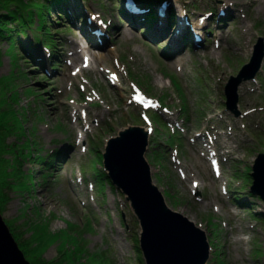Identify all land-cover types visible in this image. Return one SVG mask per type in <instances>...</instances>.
Returning a JSON list of instances; mask_svg holds the SVG:
<instances>
[{"label":"rangeland","instance_id":"obj_1","mask_svg":"<svg viewBox=\"0 0 264 264\" xmlns=\"http://www.w3.org/2000/svg\"><path fill=\"white\" fill-rule=\"evenodd\" d=\"M140 1L147 6L151 3ZM217 1L224 5L219 7ZM70 2L69 18L58 17L56 12L50 18L56 48L49 47L59 61L53 70L50 51L41 49L38 35L33 33L40 21L44 23L42 11L34 9H42L43 0H0V8L12 15L23 14L19 22L24 30L35 29L22 43L35 53L36 60L45 64V68L38 67L25 54L20 58L14 45L5 43L0 48V126L5 139L0 145V172H19L17 177L13 176L10 201L1 214L17 234V240L26 241L22 250L27 259L35 264L34 255L52 259L65 254L70 264L144 263L140 249L137 257L134 252L135 245H139V223L129 205L120 204L123 196L107 189V184L111 189L113 185L100 172L106 141L128 126L145 127L141 109L130 103L131 82L134 90L157 97L160 107L169 106L174 113L163 118L171 124L175 120L182 123L186 130L183 141L180 134H171L162 125L156 132L158 127L154 123L147 158L168 206L206 230L216 250V253L212 251L209 264H264V224L254 220L258 214L264 219V202L255 199L251 209L246 210L236 207L235 202L230 205L221 193L222 182L213 175L200 153L202 142L220 134L216 145L226 157L223 158L224 181L232 190L242 187L241 195H248L245 181L250 183L246 174L250 173L245 169L253 165L257 155L264 154V67L254 81L241 87L242 115L238 118L226 110L224 87L229 77L249 62L257 37L264 38V0H187L185 3L191 5L192 25L188 28L189 36L186 34V40L181 38L178 44L170 43L156 27L146 26L125 7V0ZM136 3L141 6L138 0ZM16 4L20 7L15 8ZM44 4L46 9L49 3ZM214 9L216 17L213 15L201 24L200 16ZM222 10L227 11V17L217 24L215 20ZM86 13L88 16L101 13L105 23L111 21V26L104 30L91 21L92 34L89 24L84 26ZM170 18L173 28L176 24ZM84 33L100 46L90 49L98 63L96 70L74 76L81 63L82 52H77L82 42L90 44ZM198 33L204 38L202 48L194 44L193 35ZM221 38V46L216 48L214 41ZM145 39H150L153 45L144 43ZM190 39L193 46L184 53ZM178 52L182 53L179 62L172 57ZM97 53L102 54L103 62ZM114 60L123 64L130 82L124 71L116 70ZM177 63L183 66L182 73L176 70ZM98 66L118 73V86L109 85ZM97 93L100 98L94 96ZM181 105L187 118L192 112L189 124L182 119ZM76 109L86 110L88 119L73 122ZM153 116L149 112L151 119ZM84 126L89 127L82 142L87 149L81 152L77 133ZM208 131L205 135L209 137L202 139L200 136ZM14 142L16 145L12 147ZM162 142L178 144L182 151L184 148L185 158L178 154L180 166L170 161L167 152L171 149ZM54 149L65 153L55 157L53 167L42 165L48 151ZM159 151L164 153V163L154 159ZM178 168H183L187 179L181 178ZM244 170L245 175L237 173ZM80 173L84 179L78 182ZM94 174L101 179L97 193ZM196 180L201 182L198 190L201 200L191 193ZM91 183L94 200L88 188Z\"/></svg>","mask_w":264,"mask_h":264},{"label":"water","instance_id":"obj_2","mask_svg":"<svg viewBox=\"0 0 264 264\" xmlns=\"http://www.w3.org/2000/svg\"><path fill=\"white\" fill-rule=\"evenodd\" d=\"M264 57L260 40L251 63L232 79L229 89L230 105L237 104V88L242 81L253 78ZM149 142L147 132L131 128L112 139L105 154V165L113 183L128 195L143 227L142 249L147 264H207L209 243L205 233L187 217L176 213L164 202L153 185L150 167L144 159ZM255 193L264 199V156L254 167ZM0 264H31L15 240L0 213Z\"/></svg>","mask_w":264,"mask_h":264},{"label":"trees","instance_id":"obj_3","mask_svg":"<svg viewBox=\"0 0 264 264\" xmlns=\"http://www.w3.org/2000/svg\"><path fill=\"white\" fill-rule=\"evenodd\" d=\"M49 3L48 7L45 9V4L44 3ZM22 3V2H20ZM69 0H44L42 3V9L40 8H34L36 11L40 10L41 15L44 17V23L41 21L39 22V31L41 33H44V37L46 38V41L48 43H51L54 48L56 47V43L54 41V37L52 36V31L50 30L49 26V21L48 18L52 17L54 13L58 16L64 15L66 18H68V11H67V6H68ZM20 4H16L15 8H19ZM14 11V10H13ZM30 14V12H28ZM19 17H23V14H19L18 16L12 15L11 12L7 9H2L0 8V44L7 42L10 45H14L15 48H18L20 45L21 49L24 54H26L29 49L25 47L22 43V38L26 37L28 32L30 30H24L23 29V24L21 25L19 22ZM146 22L148 23H153L155 21V15L154 13L148 14L147 16L143 17ZM30 58L33 59L31 56ZM53 62L56 64L58 63V58L54 56ZM26 64H29L27 61L25 62ZM54 64V65H55ZM57 66V65H56ZM5 143V139L3 138L2 134V128L0 126V145ZM16 144H13L12 147H15ZM6 146H9L6 144ZM19 172H0V211H4L7 203L10 201V194L12 192V185L15 181V178L13 176L17 177ZM11 228V227H10ZM12 230V228H11ZM14 232V230H12ZM14 236L17 240V234L14 232ZM19 242L20 247L22 248V245L25 246V240ZM34 263L35 264H70L67 259L65 254L58 255V257L52 258V259H46L44 256H32ZM33 264V263H32ZM77 264V263H76Z\"/></svg>","mask_w":264,"mask_h":264},{"label":"bare ground","instance_id":"obj_4","mask_svg":"<svg viewBox=\"0 0 264 264\" xmlns=\"http://www.w3.org/2000/svg\"><path fill=\"white\" fill-rule=\"evenodd\" d=\"M178 9H180V7L178 6ZM182 11V9H180V12ZM170 15H171V9H166L165 12L162 14V17H159V21H157L156 23V28L158 29V31H160V34L163 35V37L165 39H168V41L170 43L173 44H178L179 41H181L182 39V35L187 31V27L185 25V23L181 20H183V16L182 18L179 19V24H177L175 27L171 28V22L172 20L170 19ZM181 22V23H180ZM171 26V27H170ZM173 29V31H172ZM176 30H179V33H177ZM188 32V31H187ZM170 33H173V35L171 36ZM81 51V50H80ZM82 58H83V62H82V66L84 68H90L92 70H96V66L95 64L98 63V58L96 59L95 55H92V53L88 50L87 47H84V51L82 53ZM100 60H102V62L104 61L103 56L101 55ZM99 68V66H98ZM161 79L158 78V81H160Z\"/></svg>","mask_w":264,"mask_h":264}]
</instances>
